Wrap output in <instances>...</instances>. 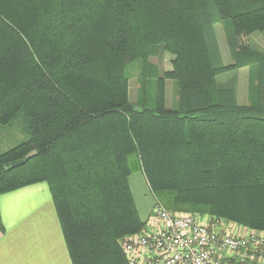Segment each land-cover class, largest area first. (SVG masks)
Here are the masks:
<instances>
[{
	"label": "trees",
	"instance_id": "16d2710c",
	"mask_svg": "<svg viewBox=\"0 0 264 264\" xmlns=\"http://www.w3.org/2000/svg\"><path fill=\"white\" fill-rule=\"evenodd\" d=\"M225 19L227 64L207 36ZM254 33L264 37V0H0V127L21 117L27 135L0 151V194L45 182L72 264H128L119 240L145 226L133 168L157 203L167 195L166 209L264 231V53ZM164 52L170 69L149 77V58ZM240 68L248 84L256 73L261 93L249 105L236 104L234 82L217 81Z\"/></svg>",
	"mask_w": 264,
	"mask_h": 264
},
{
	"label": "built area",
	"instance_id": "2783aa9c",
	"mask_svg": "<svg viewBox=\"0 0 264 264\" xmlns=\"http://www.w3.org/2000/svg\"><path fill=\"white\" fill-rule=\"evenodd\" d=\"M139 232L119 240L128 264H264V231L156 203Z\"/></svg>",
	"mask_w": 264,
	"mask_h": 264
},
{
	"label": "crops",
	"instance_id": "0c3cea01",
	"mask_svg": "<svg viewBox=\"0 0 264 264\" xmlns=\"http://www.w3.org/2000/svg\"><path fill=\"white\" fill-rule=\"evenodd\" d=\"M143 177L135 183L146 189ZM0 264H72L45 182L0 194Z\"/></svg>",
	"mask_w": 264,
	"mask_h": 264
},
{
	"label": "rangeland",
	"instance_id": "374dc122",
	"mask_svg": "<svg viewBox=\"0 0 264 264\" xmlns=\"http://www.w3.org/2000/svg\"><path fill=\"white\" fill-rule=\"evenodd\" d=\"M207 36L211 51L213 53L214 52L218 53L221 62H223V64L231 63L233 61V58L230 55L231 40H233V31L230 21L228 19H225L213 23L208 28ZM250 44L253 49L264 53V37L262 33L252 34L250 36ZM170 58H171V54L165 52L161 55V57H150L149 62L152 65L147 70L148 76L155 77L160 73H162V71L170 69L171 67ZM127 72L129 76V82H128L129 99L132 102H135L137 98L136 92L138 88V77L141 74L140 63L134 62L129 64L127 68ZM245 72H246L245 69H236V70L226 71L217 76V81L219 83L229 84L234 82V87L236 88L238 93V97L236 99L237 105H249L253 100L259 97V95L261 94L259 93V95H257L253 91L254 88L256 87V85H254L255 83L254 77L256 76V73H253L252 75L253 77L251 78L252 84L251 83L248 84L247 79H245ZM176 91L177 90H176L175 82L171 79H167L165 82V97H166V104L169 107L176 106V101H177ZM201 115L207 116L208 114H201ZM26 138L27 135L25 133L23 120L21 117H17L12 124L0 127V151H5L13 147L14 145L18 144L22 140H25ZM137 176H143L142 172L138 168H133V171L131 172L128 181L130 182L129 185L130 188L132 189L131 193L133 194L134 199L136 201V206L139 210V214L142 219H144L145 217L144 221L146 223V220L148 219V217L150 218L151 216L150 214H152V210L157 202L154 200L155 196L150 191L149 187H146L145 189L144 187H141L142 185L140 186L138 182L135 183ZM158 197L160 200L158 199L157 200L159 203L162 204V206L169 205L167 195L165 194L158 195ZM167 209L171 210L170 208ZM147 213L148 215L145 216ZM224 222L232 224L233 226L240 227L239 224L227 220H224ZM242 227L247 228L245 226Z\"/></svg>",
	"mask_w": 264,
	"mask_h": 264
},
{
	"label": "water",
	"instance_id": "95a60500",
	"mask_svg": "<svg viewBox=\"0 0 264 264\" xmlns=\"http://www.w3.org/2000/svg\"><path fill=\"white\" fill-rule=\"evenodd\" d=\"M34 154H35V150H31V151H29V152L24 156L23 159H18V160L11 161V162L9 163V165L12 166V167H13V166L20 165V164H22V163L24 162L25 159H28L29 157H31V156L34 155Z\"/></svg>",
	"mask_w": 264,
	"mask_h": 264
}]
</instances>
